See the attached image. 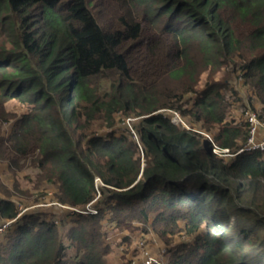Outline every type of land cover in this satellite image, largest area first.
<instances>
[{
    "label": "trees",
    "instance_id": "trees-1",
    "mask_svg": "<svg viewBox=\"0 0 264 264\" xmlns=\"http://www.w3.org/2000/svg\"><path fill=\"white\" fill-rule=\"evenodd\" d=\"M247 110L264 122V0H0V163L41 188L20 209L0 181V264H108L134 222L192 238L167 264H264Z\"/></svg>",
    "mask_w": 264,
    "mask_h": 264
},
{
    "label": "rangeland",
    "instance_id": "rangeland-1",
    "mask_svg": "<svg viewBox=\"0 0 264 264\" xmlns=\"http://www.w3.org/2000/svg\"><path fill=\"white\" fill-rule=\"evenodd\" d=\"M218 78V77H217ZM216 78V79H217ZM204 76L200 77V82L198 85V88L200 87L203 89L202 85L204 83ZM232 83V81H230ZM236 83V81L234 82ZM235 89L240 93L243 94L244 92L241 90L240 85L238 84ZM237 106H233V111L231 112V115L235 116L236 119L240 117V114L237 110ZM27 108L15 101H11L8 105V112L11 114H15L16 116L22 115L25 113ZM162 112H164L162 110ZM174 119L176 122L180 123L184 129H192L194 131H202L199 130L198 126H191L188 122H186L178 113L172 112ZM232 116V117H233ZM228 117L230 118V114L228 112ZM14 120L10 121L6 124H1L3 128L8 129L9 126L13 123ZM132 120L125 119L124 121L120 122L118 124V127H128L131 129V132L133 133L134 130L132 128ZM217 128V127H216ZM206 132V131H203ZM206 137L212 138V134L215 132V129H213V132H207L203 133ZM213 147V146H212ZM219 157H223L225 159H229L228 157L231 156L227 153H218L216 154ZM37 171L33 170L30 166L25 168V170L16 171V174L11 172L7 164H1L0 163V181L7 185L9 191L11 194H13L16 199V201H21L19 204V208H28L29 210L35 209L38 205L34 204L33 201L36 197H40L39 194L41 193V188L39 185H35V180L33 178V175L36 174ZM29 178L30 180H28ZM15 179H17V187L18 189H14V183L16 182ZM34 181V183L32 182ZM36 186V188H35ZM26 190H28L26 192ZM55 191V188L52 187V190ZM49 191V192H50ZM51 196V192L48 193L47 197H45L46 200H49V197ZM52 204V203H51ZM53 204L56 205L55 202ZM50 204H46L44 206H49ZM41 206V205H40ZM27 209V210H28ZM28 210V211H29ZM73 211V210H71ZM233 220H231L232 222ZM136 228V229H135ZM143 226L137 222H134L133 224V232H128L126 230H118L114 229L109 233L108 242L111 243L112 251L107 257V263L108 264H143L145 260L152 258L156 260H160L162 263L167 264L170 260V251L169 249H173L176 246L180 244H190L192 241V238L189 236H186L182 233L172 236H167V240L169 241V244H167L168 241L165 239L159 238L150 228H144L145 230H141ZM66 230V229H64ZM126 235H129L130 242L126 244V242H121L122 238ZM131 235V236H130ZM158 260V261H159Z\"/></svg>",
    "mask_w": 264,
    "mask_h": 264
},
{
    "label": "built area",
    "instance_id": "built-area-1",
    "mask_svg": "<svg viewBox=\"0 0 264 264\" xmlns=\"http://www.w3.org/2000/svg\"><path fill=\"white\" fill-rule=\"evenodd\" d=\"M245 115L249 125L248 137L245 146L239 149L238 153H241L243 151L245 152V151H253V150L264 151V122L259 121L256 116V113L253 111L247 110ZM212 152L215 155L220 152L229 154L228 149H220L216 145H213ZM96 184L101 185V182L98 178H96ZM87 210L92 214L95 213V210H93L90 206L87 207ZM6 225L0 228V232L6 227ZM158 260L149 258L145 260L143 264H164L160 260L159 261Z\"/></svg>",
    "mask_w": 264,
    "mask_h": 264
}]
</instances>
